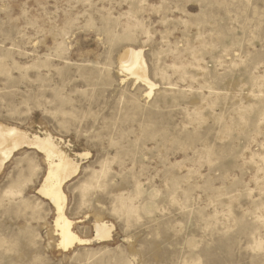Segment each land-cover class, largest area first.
<instances>
[{
    "label": "rangeland",
    "instance_id": "obj_1",
    "mask_svg": "<svg viewBox=\"0 0 264 264\" xmlns=\"http://www.w3.org/2000/svg\"><path fill=\"white\" fill-rule=\"evenodd\" d=\"M0 126V264H264V0H0Z\"/></svg>",
    "mask_w": 264,
    "mask_h": 264
},
{
    "label": "bare ground",
    "instance_id": "obj_2",
    "mask_svg": "<svg viewBox=\"0 0 264 264\" xmlns=\"http://www.w3.org/2000/svg\"><path fill=\"white\" fill-rule=\"evenodd\" d=\"M123 56L124 57H122L123 59L121 66L124 71L132 76L137 77V80L141 79L146 85H148L150 88L148 96L151 97L154 85L146 77L145 71L147 72V67L144 68V63L146 62L143 61L144 58L142 59L141 52L130 50L127 51ZM14 129H7L4 126H0V169H2L4 161L1 157L4 156L8 159L13 150L21 145L19 140L22 138L23 133L21 132V135L18 133L19 131L17 132ZM35 140V146L37 145L40 149L45 151L49 161V174L42 192L45 196L51 198L54 204L57 206L58 218L56 221V228H58L60 232V246L64 249H68L69 247L73 246L75 242L77 243V241L84 243V241L80 240L72 231L73 222L69 221L64 214V196L61 189L63 182L66 181V179L72 174H68L69 176L67 175L68 171L71 170L69 168L76 167L77 169L78 166H75V163L73 164V162L68 159V157L63 152H61L58 147L55 146L53 142H51L50 139L42 140L36 136ZM106 228V224H104V226L102 223L96 225L97 238H105L107 236L106 234L108 231ZM94 239H96V237Z\"/></svg>",
    "mask_w": 264,
    "mask_h": 264
}]
</instances>
